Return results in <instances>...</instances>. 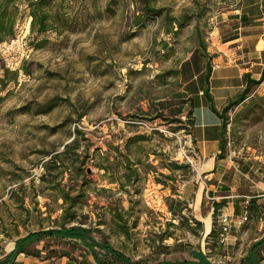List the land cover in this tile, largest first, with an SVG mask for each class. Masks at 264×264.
Masks as SVG:
<instances>
[{"label":"rangeland","instance_id":"rangeland-1","mask_svg":"<svg viewBox=\"0 0 264 264\" xmlns=\"http://www.w3.org/2000/svg\"><path fill=\"white\" fill-rule=\"evenodd\" d=\"M242 2L51 0L45 33L19 7L15 37L0 44V264L18 237L71 226L94 241L41 235L26 248L51 247L50 264H157L198 251L252 264L243 254L259 205L244 240L218 243L222 211L209 197L219 179L197 158L190 112L199 97L187 96L180 73L188 56L215 64L224 21ZM236 97L222 110L221 179L263 182L264 80L232 105Z\"/></svg>","mask_w":264,"mask_h":264},{"label":"crops","instance_id":"crops-1","mask_svg":"<svg viewBox=\"0 0 264 264\" xmlns=\"http://www.w3.org/2000/svg\"><path fill=\"white\" fill-rule=\"evenodd\" d=\"M235 12V17L224 21L226 24L221 34L222 40L213 57L214 62L218 63V67H214L212 63L207 64L203 58L199 64L196 59L188 56L181 65L180 73L187 96L190 98L192 96L199 97L198 103H192L194 123L192 135L197 158L201 166L206 167L204 170L207 171L208 179H219L218 185H212L211 190L214 193L209 197L211 204H218L220 207L218 210L228 211L236 219L245 210L248 214L251 205H259L262 218H260L257 229L258 233L252 235L251 239L248 238L252 245L243 256L244 261H247L248 258L252 264H264V227L261 223V220L264 221V196L262 195L264 184L260 180L245 182V178L247 179L245 174H243L245 178L236 176L229 184L222 181L221 177L228 171L222 168L224 158L217 155L220 154L222 147L223 108L234 96L249 89L252 84L264 80V0H243ZM194 80L199 81L197 92L187 89L188 84ZM202 84L204 89L201 87ZM204 91L212 98V102L206 100L203 95ZM211 103L217 112L211 109ZM219 184H228L229 189L221 191L219 188L222 189L225 186ZM244 223L231 231L225 245L231 244L235 240H244L246 230L250 229V227L246 228ZM259 241L260 244L255 245ZM36 242L42 241L37 239L34 243ZM28 243L24 244L25 251L28 252L17 253L13 260L7 264H50V259L56 258L54 255L49 257L44 255L49 252L51 247L43 250L41 245L35 244L34 252L26 248ZM258 252H261V257ZM81 258V256H77L76 259L69 260L63 256L56 261V264H79ZM207 258L211 263L216 259H211L208 256ZM192 259L196 260V258ZM228 260L230 261L227 255ZM90 264H95V262L92 261Z\"/></svg>","mask_w":264,"mask_h":264},{"label":"trees","instance_id":"trees-1","mask_svg":"<svg viewBox=\"0 0 264 264\" xmlns=\"http://www.w3.org/2000/svg\"><path fill=\"white\" fill-rule=\"evenodd\" d=\"M51 0H0V44L6 41H9L15 37V26L17 22V15L19 12V7L21 5L29 8V15L31 17V27L36 26V31L38 33H45L52 29L53 22L50 19V10H51ZM4 70L8 72L4 65L0 64V71ZM0 84H3L2 79L0 78ZM248 89L243 90L231 103L238 104L243 101L246 97ZM210 102L212 98L207 94ZM230 103L227 104V106ZM225 106L223 110H226L228 107ZM211 109L214 112H217L216 108L211 103ZM192 116V112H190ZM221 116V115H220ZM190 124L193 126V119L191 117ZM214 207H219L218 204L214 203ZM41 235H55L64 238H74L84 240L86 237L94 241L91 237L88 236L87 231L80 226H71V227H60V228H50L46 230L33 231L26 234L23 237H18L15 240V245L12 251L9 253L7 258L2 263L11 262L15 255L19 252H28L25 251L24 244L25 242H34ZM264 240V239H263ZM262 240V241H263ZM261 241V242H262ZM260 241L255 245H259ZM96 245V243H95ZM101 246V245H100ZM104 248L112 251L117 257H120L119 253L110 249L107 245H103ZM194 258L196 260H185V261H163L157 264H213L208 260L207 256L202 252L198 251L195 253ZM124 260V259H123ZM1 263V262H0Z\"/></svg>","mask_w":264,"mask_h":264},{"label":"built area","instance_id":"built-area-1","mask_svg":"<svg viewBox=\"0 0 264 264\" xmlns=\"http://www.w3.org/2000/svg\"><path fill=\"white\" fill-rule=\"evenodd\" d=\"M214 67H218V63L214 64ZM188 158V156H186ZM189 160V159H188ZM189 162L193 164V161L190 159ZM248 178V176H247ZM264 184V180H263ZM262 195L264 196V190L262 191ZM247 220V211H243L242 215L236 219L231 215L228 211L221 212L218 216L219 223V236L218 243L226 244L228 241V237L233 227H240ZM261 223L264 227V221L261 220ZM225 260H227V256H218L213 260L214 264H225Z\"/></svg>","mask_w":264,"mask_h":264}]
</instances>
